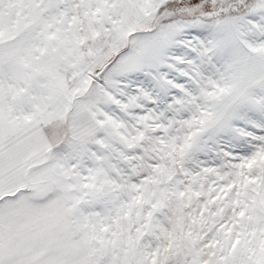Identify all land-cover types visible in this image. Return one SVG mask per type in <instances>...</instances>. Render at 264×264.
<instances>
[{
	"label": "snow or ice",
	"instance_id": "1",
	"mask_svg": "<svg viewBox=\"0 0 264 264\" xmlns=\"http://www.w3.org/2000/svg\"><path fill=\"white\" fill-rule=\"evenodd\" d=\"M0 264H264V0H0Z\"/></svg>",
	"mask_w": 264,
	"mask_h": 264
}]
</instances>
